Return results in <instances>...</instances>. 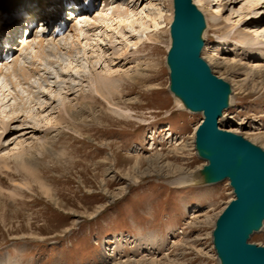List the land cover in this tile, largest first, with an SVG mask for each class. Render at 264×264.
Returning a JSON list of instances; mask_svg holds the SVG:
<instances>
[{
    "label": "rangeland",
    "instance_id": "obj_1",
    "mask_svg": "<svg viewBox=\"0 0 264 264\" xmlns=\"http://www.w3.org/2000/svg\"><path fill=\"white\" fill-rule=\"evenodd\" d=\"M9 1L0 0V6ZM199 1L204 5L197 9L207 24L201 57L225 64L209 66L232 88L230 106L219 126L226 131L239 128L249 141L252 132L264 133V82L261 85L262 79L257 78L255 86L247 83L252 69L264 67L260 54L264 47L259 44L264 37L247 33L264 30V6L252 11L256 0ZM148 2L146 12L159 15L162 28L153 20L146 23L145 33L138 27L122 38L118 29L113 30L115 24L113 29L78 33L81 42L69 31L55 41L45 39L41 49L32 45L23 50L17 69L12 65L0 75V133L8 129L0 136V264H121L164 257L176 260L174 264H219L211 231L233 199L232 190L228 181L210 186L175 182L181 169L191 172L204 165L193 147L203 118L185 110L168 90L165 60L171 44L172 0ZM127 9L122 4L109 6L95 16V22ZM28 51L38 57L36 69L30 65ZM124 51L128 53L121 58L123 65H117L113 58ZM150 61L158 72L154 82L136 81V88L126 83L114 101L95 92L94 76L110 71L132 76ZM21 68L29 74L22 75ZM146 70L148 75L152 69ZM150 85L158 89L145 91ZM134 99L140 100L139 105H134ZM66 106L70 113L85 111L73 121ZM120 112L127 115L119 117ZM99 115L104 117L91 122ZM19 143L33 162L26 169L7 156V161L1 160L7 147L11 155L16 154ZM252 143L264 151L263 142ZM40 145L47 151L38 154ZM157 154L163 156L162 164L171 167L155 174L162 164L148 168L145 159ZM137 157L143 158L139 167H135ZM200 215L205 216L192 224ZM250 243L264 247V227Z\"/></svg>",
    "mask_w": 264,
    "mask_h": 264
},
{
    "label": "water",
    "instance_id": "obj_2",
    "mask_svg": "<svg viewBox=\"0 0 264 264\" xmlns=\"http://www.w3.org/2000/svg\"><path fill=\"white\" fill-rule=\"evenodd\" d=\"M173 9L168 89L185 110L203 117L195 130V149L208 165L198 183L228 181L234 196L215 223L213 249L219 264H264V248L250 243L264 227V151L219 128L231 88L200 58L206 26L192 1L173 0Z\"/></svg>",
    "mask_w": 264,
    "mask_h": 264
},
{
    "label": "bare ground",
    "instance_id": "obj_3",
    "mask_svg": "<svg viewBox=\"0 0 264 264\" xmlns=\"http://www.w3.org/2000/svg\"><path fill=\"white\" fill-rule=\"evenodd\" d=\"M134 0H128V2H122L121 0H112L111 1V3L113 4L114 3V5L113 6H119V4H122L123 6H126V7H128V9L127 10H117L116 11V16L115 17H113V18H111V19H105V21H109L111 24H108V23H106L105 21H103V22H101V23H104V25H102L100 22H95V21H98L95 17L94 18H92V21H93V23L91 22V20H90V22L92 23H90L89 21H85V22H78V23H76V25H74L73 24V26H71L70 27V32H74V34H73V38H75V40L77 41V42H81L80 41V37H79V34L78 33H86V35H88V34H92L93 32H95V31H97V30H104V28L105 27H107L108 26V28L109 29H113V25L115 26V24H117V26L113 29V30H117L118 29V31H120V35H121V37L122 38H125V35L128 33H132V32H135V31H137L136 30V28H138V27H140L141 28V31L140 32H142V33H145L148 29L146 28V26H147V22H153V20L155 21V23H156V25L158 26V28L160 27V28H162V26H161V24L159 23V20H160V16L158 15V16H156V17H152L151 15H150V12L148 13V12H146V8H148L147 7V5L149 6L150 4V2H148V0H135V3L133 2ZM138 1H140L141 2V4H139V6H138V4H137V2ZM192 1V0H191ZM223 1H225V0H223ZM257 1L258 0H256L255 1V3H252V11L253 10H260L263 6H264V0L263 1H261L260 3H257ZM260 1V0H259ZM23 2H24V0H13V1H9L8 3H6V5H8V7L9 8H14V7H20L22 4H23ZM131 2V3H130ZM206 2H207V0H206ZM206 2H205V4H206ZM110 3V4H111ZM172 6H173V0H172ZM232 4H233V2H231ZM109 5V4H108ZM192 5L196 8V10L202 15V13L197 9V7H203V3L201 2V1H199V0H193V2H192ZM198 5V6H197ZM256 8H259V9H256ZM134 9V11H132ZM201 9H203V8H201ZM129 10L130 11H132L130 14H128L127 12H129ZM103 11H105V10H103ZM202 11V10H201ZM117 12L119 13V15L117 16ZM173 12H174V9H173ZM132 13H133V15H132ZM216 13H219V11L217 10V12ZM171 16H173L172 17V20L169 22V25H172V23H173V20H174V14H170ZM84 16V15H83ZM125 16H129L131 19H128L129 17H127V18H124ZM203 16V15H202ZM116 18V19H115ZM203 19H204V23H205V26H206V28H207V24H206V21H205V17L203 16ZM212 21L213 22H215L216 21V19L214 18V16H212ZM115 22V23H114ZM81 23H85L86 24V26H83ZM89 23V24H88ZM114 23V24H113ZM29 24V21L28 20H26L25 21V23L23 24V25H20V23H18V22H12V23H10L9 24V26H5V27H1L0 28V40H2V41H4V42H6V41H10V42H16L17 40H19V39H21L22 38V36L24 35V32H25V30H27V25ZM91 24V25H90ZM79 25H81V26H79ZM85 27V28H84ZM171 27V26H170ZM206 28H205V30H206ZM129 29V30H128ZM157 29V28H156ZM106 30V29H105ZM205 30H204V32L203 33H205ZM107 31H109V30H107ZM111 31V30H110ZM114 31V32H115ZM138 32H139V30H138ZM248 34H254V36L255 37H258V36H263L264 37V30H261V28H259V29H253L252 31H250V32H247ZM261 33V34H260ZM260 34V35H259ZM204 35V34H203ZM107 36V35H106ZM131 36V35H130ZM244 36V35H243ZM171 36H170V30H169V41H170V43L172 44V40H171V38H170ZM262 37V38H263ZM127 39V38H126ZM129 39V38H128ZM94 40V39H93ZM44 41H45V38H43V39H39L38 40V42L35 44V48H37V49H41L42 47H43V44H44ZM171 44H170V48H171ZM261 46H262V48L264 47V39L263 40H260V43H259ZM222 45L225 47V45H227V41H223L222 42ZM28 47H30V45H27L26 47H25V49H27ZM58 47H59V45H58ZM103 49V47H99V49ZM170 48H169V50H170ZM203 48H204V46H203ZM203 48H202V50H203ZM59 49V48H58ZM168 50V51H169ZM202 50H201V52H202ZM47 51V50H46ZM127 51V50H126ZM126 51H124V52H122L121 54H118L117 53V57H120V58H117V59H114L113 58V61L115 62V61H118L117 62V65H119V64H121V65H123V63H122V60H121V58H123L122 56H125L127 53H126ZM53 53V52H52ZM107 53V52H106ZM260 54H261V56H264V49L262 50V51H260ZM109 56V55H108ZM115 56V55H114ZM126 57V56H125ZM124 57V59H126ZM37 58V57H36ZM36 58L34 57L33 59H34V61L36 60ZM200 58L203 60V58L201 57V54H200ZM213 57H208V60H207V62L205 61V60H203L207 65H208V67L210 68V70H211V72H212V69H211V67L209 66V64L212 66V64L215 66V67H220V66H224L225 64H220L217 60H215V59H212ZM106 59V58H105ZM167 59V58H166ZM112 60V59H111ZM14 62V67L17 65L15 62L16 61H13ZM109 62V60H106L105 61V63H108ZM165 62H166V60H165ZM112 63V62H111ZM34 64H38L39 65V62L37 61H35L34 62ZM154 63L152 62V61H150L148 64H147V67H150L152 70L150 71V73L147 75L146 74V72H148V70H146L147 69V67L145 68V66L142 68V69H140V70H135L133 73H131L132 74V76H128L127 75V73H122V74H120V73H118V71H110L108 74H106V75H96V76H94V85H96V87H95V92L97 93V94H99L103 99H105V100H109V99H112L113 101L116 99V94H119V95H121V93H123V91H124V89H126L127 88V86H126V83H131V85L133 84L134 85V88H136L139 84L136 82V81H139V82H142V83H144V81H146V82H154L155 80H154V77H156V75H157V70H156V65H153ZM116 65V66H117ZM32 67H34V65H32ZM124 67V66H123ZM119 68V67H118ZM122 68V67H121ZM36 69V68H35ZM9 70V69H8ZM115 70V69H114ZM253 70V71H252ZM251 71H252V75L250 76V79H247V83H249L251 86H255L256 84L254 83V80L255 79H257V78H260V79H262V81L260 82V84L262 85L263 84V82H264V67H262V66H257V67H255L254 69H252ZM106 72V71H105ZM21 73H22V75H27L28 73L24 70V68H22L21 69ZM80 73V72H79ZM78 72H74V75H77V76H81L80 74H79ZM168 74H169V69H168ZM212 74H213V72H212ZM214 75V74H213ZM83 76V75H82ZM215 76V75H214ZM140 77H145L144 79H140ZM217 77V76H216ZM169 78V77H168ZM218 79H220V80H223V81H225L226 82V80H224V79H222V78H220V77H217ZM141 83V84H142ZM226 83H228V82H226ZM229 84V83H228ZM128 85V84H127ZM130 86V85H129ZM229 86H230V84H229ZM41 87V86H40ZM47 88V87H46ZM230 88H231V86H230ZM155 89H158V85L157 86H153V85H150V87H148L147 86V88H146V90L145 91H152V90H155ZM232 89V88H231ZM45 90V89H44ZM43 90V91H44ZM169 90V89H168ZM42 91V90H41ZM49 91V90H48ZM103 91H104V94H103ZM47 92V91H46ZM30 93V92H29ZM49 93V92H48ZM18 94V93H17ZM38 95H40L42 98H43V96L45 95L44 93L42 94V92H41V94L38 92ZM173 95V94H172ZM8 96V95H7ZM47 96V95H46ZM231 96V95H230ZM6 97V96H5ZM45 97V96H44ZM21 98V97H20ZM51 98H53L52 96H51ZM54 100H55V98H53V99H51V101L54 103ZM63 101V100H62ZM61 102V101H60ZM134 105H139V103H140V100L139 99H134ZM176 102H178V104L179 105H181L182 106V104H181V102L179 101V100H177L176 99ZM64 103V102H63ZM62 102H61V104H63ZM117 103H120L119 101H117ZM229 104H230V99H229ZM27 106V105H26ZM30 106V105H29ZM42 106V105H41ZM230 106V105H229ZM43 107H44V105H43ZM43 107H41V108H43ZM87 107V106H86ZM183 107V106H182ZM30 108V107H29ZM40 108V109H41ZM82 108V107H81ZM181 108V107H180ZM229 108V107H228ZM6 109V108H5ZM45 109V108H44ZM88 109V108H87ZM65 110L67 111V114L69 115V117L71 118V120H73V121H75V120H77V118H79L81 115H79L80 113H83L85 110H83V109H81L80 110V112H72V113H70L69 112V110H70V107L68 106H66L65 107ZM227 110V109H226ZM3 111V110H2ZM14 111H15V109H14ZM14 111H13V113H14ZM225 111V110H224ZM224 111H223V113H224ZM26 112V111H25ZM28 112V111H27ZM29 112H30V110H29ZM10 113V112H9ZM20 114V113H19ZM12 115V114H11ZM16 115V114H15ZM117 115L119 116V117H124L125 115H127L126 113H124V112H120V113H117ZM13 116V115H12ZM46 116V115H45ZM130 116V115H129ZM202 116V115H201ZM223 116H224V114H223ZM223 116H222V118H223ZM40 117V116H39ZM102 118V117H104L103 115L101 116V115H99V116H95V117H92L93 118V120L91 121V122H94L95 121V119H97V118ZM8 118V117H7ZM41 118V117H40ZM222 118H220L219 120H218V124H219V121L222 119ZM11 119V118H10ZM12 119H13V117H12ZM37 120V119H36ZM42 120H44L43 118H42ZM37 121H39V120H37ZM50 122V121H49ZM34 123H35V120H34ZM33 123V124H34ZM40 123V122H39ZM45 123V122H44ZM47 123V122H46ZM58 121L56 122V127H57V125H58ZM60 123H61V121H60ZM201 123V122H200ZM54 124V123H53ZM41 125V124H40ZM37 127H40V126H38V125H36ZM44 126V125H43ZM42 126V127H43ZM46 126V125H45ZM44 126V127H45ZM59 126V125H58ZM6 127V126H5ZM47 127V126H46ZM29 128H32V127H29ZM34 128V127H33ZM32 128V129H33ZM219 128H220V126H219ZM45 129V128H44ZM221 129V128H220ZM5 130V132H6V130H8L7 128H4L3 130H2V132ZM38 130H39V128H38ZM48 130V129H47ZM222 130H224V129H222ZM35 131L36 130H33L32 131V134L33 135H35ZM226 131V130H225ZM1 132V133H2ZM229 133H232V134H234V135H238V136H240V137H242L240 134H241V131H240V129L239 128H235V129H232V130H230V131H228ZM1 133H0V136H1ZM48 133V132H47ZM25 134V133H24ZM37 134V133H36ZM59 134V133H58ZM6 135V134H5ZM195 135V134H194ZM33 137V136H32ZM248 137H251L250 139H249V141L248 140H246V141H248V142H250L252 145H254V146H257V147H259L258 145H256V144H254V143H252V141H254L255 143H257V142H263L264 143V133L263 134H258L257 132H252L251 134H249L248 135ZM11 138V137H10ZM243 138V137H242ZM244 139V138H243ZM6 140V139H5ZM149 140L150 141H152L153 142V145H152V147H151V150H153L155 147H154V140H153V138L151 137V138H149ZM6 143V142H5ZM7 143H9V142H7ZM6 143V144H7ZM23 144L22 143H19V145H17L18 147H20L19 148V151L16 153V154H13V155H11V152L12 151H9V149H8V147H7V149H5V152H7V153H5L4 155H2L1 156V160L2 161H7L8 159H10V158H12L16 163H18V164H20L21 166V168H24V169H26V167H25V165L26 164H28V165H32L33 164V162H30V160H29V157H27L26 156V154H25V152L27 151L26 149H24L23 148V146H22ZM263 145V144H262ZM6 146H9V145H6ZM3 147H4V144H3ZM2 147V148H3ZM10 147V146H9ZM17 147V148H18ZM178 147H179V145H178ZM193 147H194V152H195V154L197 155V153H196V149H195V136H194V138H193ZM262 147H264V146H262ZM177 148V147H176ZM176 148H173V149H175V150H177V151H179V152H182V150H183V148H181V149H176ZM260 148V147H259ZM17 150V149H16ZM30 150V149H29ZM46 152L47 151V147H45L44 145H40L39 146V148H38V150L36 151V152H38V154H41V152ZM23 155H25V157H23ZM7 156V158L8 159H6L5 157ZM42 156H43V153H42ZM198 157V156H197ZM33 158V157H32ZM141 159H143V158H141V157H137V160H136V165H135V167L137 166V167H139V165H140V163H141ZM164 160V158H163V156H161L160 154H157V155H152L151 157H148V158H146L145 159V161H146V165H147V167L148 168H159V166H160V164H162V161ZM203 161V160H202ZM204 162V165L202 166V168H200V169H197V170H195V171H191V172H189V171H185V170H183V169H181L180 171H178V173L176 174V175H179L180 177L179 178H177L176 179V184H179V185H183V184H186V183H192L193 181H198L200 178H201V176H203L204 175V171H205V169H206V167H207V165H208V163L206 162V161H203ZM17 164V165H18ZM134 167V168H135ZM169 167H171V165L170 164H162L161 166H160V168L159 169H157V170H154L153 171V173H155V174H158L159 172H164V170H168L169 169ZM163 170V171H162ZM152 175H154V174H152ZM229 184V183H228ZM233 194V193H232ZM233 198H234V196H233ZM233 200V199H232ZM231 202V201H230ZM229 204V203H228ZM227 204V205H228ZM226 205V206H227ZM225 206V207H226ZM225 209V208H224ZM223 209V210H224ZM223 212V211H222ZM221 212V213H222ZM221 215V214H220ZM219 215V216H220ZM203 216H205V215H200V216H198V217H195L194 219H193V221H192V224H195V221H196V219L197 218H201V217H203ZM218 216V217H219ZM218 217H217V219H218ZM217 219L214 221V223H213V229H214V226H215V223H216V221H217ZM191 225V224H190ZM213 229H212V231H213ZM212 231H211V235H212ZM193 241H196L197 242V240H193ZM182 242L181 241H179L178 242V244L180 245ZM211 243H212V237H211ZM177 244V245H178ZM256 245V244H255ZM258 246V245H257ZM212 247H213V245H212ZM259 247H262V246H259ZM264 248V247H263ZM214 250V249H213ZM214 253H215V251H214ZM145 256V255H144ZM215 256H216V254H215ZM216 259H217V257H216ZM218 260V259H217ZM174 261H176V260H169V258L168 257H164L163 259H160V260H148V259H145V258H143V259H141V260H137V261H127V262H122L121 264H174ZM219 263V262H218Z\"/></svg>",
    "mask_w": 264,
    "mask_h": 264
}]
</instances>
